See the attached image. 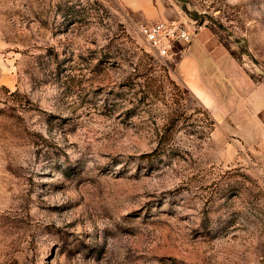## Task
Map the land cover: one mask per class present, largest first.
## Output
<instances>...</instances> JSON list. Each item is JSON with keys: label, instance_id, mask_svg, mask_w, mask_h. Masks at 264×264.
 <instances>
[{"label": "rangeland", "instance_id": "obj_1", "mask_svg": "<svg viewBox=\"0 0 264 264\" xmlns=\"http://www.w3.org/2000/svg\"><path fill=\"white\" fill-rule=\"evenodd\" d=\"M152 7L0 0V264H264V0Z\"/></svg>", "mask_w": 264, "mask_h": 264}, {"label": "built area", "instance_id": "obj_2", "mask_svg": "<svg viewBox=\"0 0 264 264\" xmlns=\"http://www.w3.org/2000/svg\"><path fill=\"white\" fill-rule=\"evenodd\" d=\"M139 32L161 57L171 56L175 53V44L189 42L193 33L186 23L162 20L141 24Z\"/></svg>", "mask_w": 264, "mask_h": 264}, {"label": "crops", "instance_id": "obj_3", "mask_svg": "<svg viewBox=\"0 0 264 264\" xmlns=\"http://www.w3.org/2000/svg\"><path fill=\"white\" fill-rule=\"evenodd\" d=\"M120 2L130 10L139 12L144 18L154 17L152 0H120ZM188 49L189 51L194 50L190 45H188Z\"/></svg>", "mask_w": 264, "mask_h": 264}]
</instances>
